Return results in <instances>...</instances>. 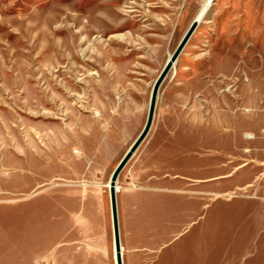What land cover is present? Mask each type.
Instances as JSON below:
<instances>
[{"label": "rangeland", "instance_id": "rangeland-1", "mask_svg": "<svg viewBox=\"0 0 264 264\" xmlns=\"http://www.w3.org/2000/svg\"><path fill=\"white\" fill-rule=\"evenodd\" d=\"M0 0V264H264V0Z\"/></svg>", "mask_w": 264, "mask_h": 264}, {"label": "water", "instance_id": "water-1", "mask_svg": "<svg viewBox=\"0 0 264 264\" xmlns=\"http://www.w3.org/2000/svg\"><path fill=\"white\" fill-rule=\"evenodd\" d=\"M198 21L193 20L190 26L188 27L187 31L183 35L182 39L180 40L179 44L177 45L174 52L170 55L168 60L166 61L163 69L161 70L160 74L158 75L157 79L155 80L151 94L149 99V106H148V113L145 125L140 132V134L137 136V138L134 140V142L131 144V146L128 148L122 159L119 161L118 165L114 169L111 178H110V184H109V193H110V209H111V216H112V232H113V239H114V250H115V262L116 264H122V255L120 252V237H119V227H118V217H117V204H116V195H115V183L117 181V178L124 168V166L127 164V162L131 159L135 151L138 149L140 144L143 142L145 137L147 136L154 116L155 111V105H156V99L159 87L163 80L165 79L166 75L168 74L169 70L175 63L178 55L182 51L184 45L192 35L193 31L195 30L197 26Z\"/></svg>", "mask_w": 264, "mask_h": 264}, {"label": "bare ground", "instance_id": "bare-ground-1", "mask_svg": "<svg viewBox=\"0 0 264 264\" xmlns=\"http://www.w3.org/2000/svg\"><path fill=\"white\" fill-rule=\"evenodd\" d=\"M213 0H207L206 1V3L203 5V7L201 8V10H200V12H199V15H198V20L206 13V11H207V8H208V6L211 4V2H212ZM117 183V182H116ZM116 183H115V185H116ZM114 189H115V192H117L116 191V189H117V186H114ZM120 252H121V243H120ZM121 255H122V253H121ZM123 264V263H122Z\"/></svg>", "mask_w": 264, "mask_h": 264}]
</instances>
